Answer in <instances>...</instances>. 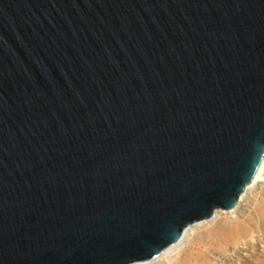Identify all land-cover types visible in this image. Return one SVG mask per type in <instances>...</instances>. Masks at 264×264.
I'll return each mask as SVG.
<instances>
[{
	"label": "water",
	"instance_id": "obj_1",
	"mask_svg": "<svg viewBox=\"0 0 264 264\" xmlns=\"http://www.w3.org/2000/svg\"><path fill=\"white\" fill-rule=\"evenodd\" d=\"M263 160L264 0H0V264L151 262Z\"/></svg>",
	"mask_w": 264,
	"mask_h": 264
},
{
	"label": "rangeland",
	"instance_id": "obj_2",
	"mask_svg": "<svg viewBox=\"0 0 264 264\" xmlns=\"http://www.w3.org/2000/svg\"><path fill=\"white\" fill-rule=\"evenodd\" d=\"M244 195L235 210L194 225L169 261L163 253L153 264H264V181Z\"/></svg>",
	"mask_w": 264,
	"mask_h": 264
},
{
	"label": "bare ground",
	"instance_id": "obj_3",
	"mask_svg": "<svg viewBox=\"0 0 264 264\" xmlns=\"http://www.w3.org/2000/svg\"><path fill=\"white\" fill-rule=\"evenodd\" d=\"M262 181H264V160H263V162H262V164H261L259 170L257 171V173H256V175H255V177H254V179H253L252 182L246 187L245 191H244V192L242 193V195L240 196V198H239V202H238L237 206L240 205L241 201L245 198V197H244V196H245L244 194L247 193V189H249V187H251V185H253V184L257 183V182H262ZM237 206L235 207V209L237 208ZM235 209H233V210H235ZM233 210H231V211H233ZM218 211H221V210H217V211H215V215H214V217H213L211 220H214V221L217 220L218 215H219V212H218ZM207 221H210V220H207ZM203 222H205V221H203ZM200 223H202V222H200ZM197 224H199V223H197ZM194 225H196V224H194ZM194 225H191L189 228L186 229V231H185V233H184V235H183V238L181 239V241H180L179 243H177L176 245H174V246H172V247L166 249V250L163 252V253H164V257L166 258L167 261H169L170 258L173 257L175 251L177 250L178 245H180L181 243H185V241L188 239V236H189V238L192 237V235H193V228H194ZM160 256H161V255H160ZM156 259H157V258H156ZM153 263H155V260H153V261H151V262L143 263V264H153Z\"/></svg>",
	"mask_w": 264,
	"mask_h": 264
}]
</instances>
